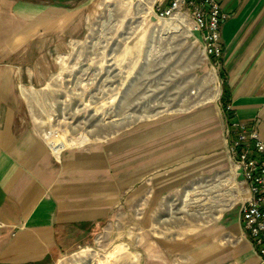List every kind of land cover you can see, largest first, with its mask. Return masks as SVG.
<instances>
[{
    "label": "crops",
    "instance_id": "0c3cea01",
    "mask_svg": "<svg viewBox=\"0 0 264 264\" xmlns=\"http://www.w3.org/2000/svg\"><path fill=\"white\" fill-rule=\"evenodd\" d=\"M93 1L0 0V264H52L91 243L134 200L143 207L137 224L145 260L146 199L157 214L164 199L187 196L195 175L225 168L227 144L217 133L227 121L253 127L264 141V0H214L223 14L214 59L225 71L230 119L202 111L179 127L143 125L53 154L31 114L32 103L47 96L34 90L54 69L51 55L65 53V39L82 37ZM220 186L209 191H226ZM230 191L247 196L237 185ZM216 212L182 237L155 240L153 263L260 264L242 238L238 205Z\"/></svg>",
    "mask_w": 264,
    "mask_h": 264
},
{
    "label": "rangeland",
    "instance_id": "374dc122",
    "mask_svg": "<svg viewBox=\"0 0 264 264\" xmlns=\"http://www.w3.org/2000/svg\"><path fill=\"white\" fill-rule=\"evenodd\" d=\"M189 27L156 17L150 0H94L83 15L82 37L65 39V53L51 55L54 69L46 84L33 89L47 96L32 103L31 114L41 133L57 132L56 138L47 136L50 146L59 151L143 125L172 121L179 127L202 111L224 113L225 71L204 55L199 35ZM200 132L195 129V137ZM217 141H224L223 131ZM220 184L226 191H209ZM188 187L187 196L164 199L157 214L146 199L145 260L139 245L143 229L137 224L143 207L134 200L119 208L112 226L100 229L91 243L52 264H154L155 240L182 237L215 220L219 206L236 202L228 192L233 184L227 164L200 172Z\"/></svg>",
    "mask_w": 264,
    "mask_h": 264
},
{
    "label": "built area",
    "instance_id": "2783aa9c",
    "mask_svg": "<svg viewBox=\"0 0 264 264\" xmlns=\"http://www.w3.org/2000/svg\"><path fill=\"white\" fill-rule=\"evenodd\" d=\"M154 15L159 19L177 20L182 26L199 35L206 57L220 55L219 26L223 18L214 0H150ZM228 110L229 107L226 106ZM56 136L55 130H47L41 137L46 141ZM229 179L233 185L244 188L246 197H236L242 238L253 247L260 264H264V141L258 132L237 120L227 121L224 128ZM235 197V196H234ZM1 226V225H0Z\"/></svg>",
    "mask_w": 264,
    "mask_h": 264
},
{
    "label": "trees",
    "instance_id": "16d2710c",
    "mask_svg": "<svg viewBox=\"0 0 264 264\" xmlns=\"http://www.w3.org/2000/svg\"><path fill=\"white\" fill-rule=\"evenodd\" d=\"M224 96L222 97V103H223V110L225 112V115H226V118L227 119H230L232 117V115L230 114V112L226 109V105L227 103L229 102L228 101V91H227V87L225 85V88H224Z\"/></svg>",
    "mask_w": 264,
    "mask_h": 264
},
{
    "label": "bare ground",
    "instance_id": "6f19581e",
    "mask_svg": "<svg viewBox=\"0 0 264 264\" xmlns=\"http://www.w3.org/2000/svg\"><path fill=\"white\" fill-rule=\"evenodd\" d=\"M57 136H54V138H56ZM47 138V137H46ZM48 143L50 144V139H49V141H48ZM57 145H59L58 143H57ZM54 150V149H53ZM61 150V149H60ZM59 150V151H60ZM56 151V150H55ZM58 152V151H57Z\"/></svg>",
    "mask_w": 264,
    "mask_h": 264
}]
</instances>
